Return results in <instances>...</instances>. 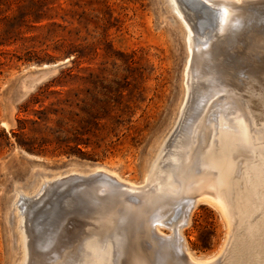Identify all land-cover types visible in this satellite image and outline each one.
Wrapping results in <instances>:
<instances>
[{
    "label": "rangeland",
    "instance_id": "obj_1",
    "mask_svg": "<svg viewBox=\"0 0 264 264\" xmlns=\"http://www.w3.org/2000/svg\"><path fill=\"white\" fill-rule=\"evenodd\" d=\"M189 47L168 0H0V264H19V209L28 205L33 221L57 196L60 203L71 193L56 188V183L101 181L92 174H70L53 181L52 191L35 194L46 177L104 167L127 180L142 181L178 126ZM216 52H205L212 74L219 69ZM65 58L66 62L46 71L25 70L33 63ZM21 143H32L35 150L28 151ZM20 149L42 156L40 165L33 166ZM161 155L168 158L171 152ZM165 159L162 168H167ZM102 187L104 191L106 186ZM197 192L192 190L194 195ZM194 195L186 196L187 200L192 202ZM186 198L159 215L161 234L172 236L171 240L178 236L176 244L185 242L195 256H212L226 238L225 218L212 204L199 201L191 207ZM169 225H175L176 232ZM141 232L147 233L146 244L155 236ZM135 244L125 247L124 264H134L136 259L138 263L135 256L140 254L131 252V246L138 247ZM242 245L237 236L230 253L233 262L244 257ZM145 256H140L146 260L143 263L153 264V256ZM182 259L187 264V258Z\"/></svg>",
    "mask_w": 264,
    "mask_h": 264
},
{
    "label": "bare ground",
    "instance_id": "obj_2",
    "mask_svg": "<svg viewBox=\"0 0 264 264\" xmlns=\"http://www.w3.org/2000/svg\"><path fill=\"white\" fill-rule=\"evenodd\" d=\"M168 1L190 44L182 74L185 84L178 126L169 145L163 144L140 182L104 167L46 177L35 194L52 191L53 181L70 174H92L101 181L55 182L56 188L71 193L60 203L57 196L51 206L32 216H36L33 221L28 205L19 209L18 198L19 264H31L32 259L33 264H124V249L135 242L139 248L131 246V252L153 256V264H184L182 257L187 258V264H264V0ZM206 50L208 54L218 52V73L212 74L207 65ZM165 151L171 152L168 158L161 155ZM163 159L167 168L161 166ZM97 184L106 189L101 191L104 185ZM192 195L191 202L186 196L190 199ZM22 196L32 199V195ZM183 197L191 207L199 201L212 204L225 218L226 238L212 256H195L185 242L176 244L178 236L170 239L172 232L169 239L161 234L159 215L175 202L176 207ZM57 227L65 230L63 235ZM141 231L155 236L146 244L147 233ZM134 232L138 235L133 237ZM237 236L245 255L233 262L231 249ZM129 238L134 241L129 243ZM140 256L135 257L144 261L138 259L136 264L146 261Z\"/></svg>",
    "mask_w": 264,
    "mask_h": 264
},
{
    "label": "water",
    "instance_id": "obj_3",
    "mask_svg": "<svg viewBox=\"0 0 264 264\" xmlns=\"http://www.w3.org/2000/svg\"><path fill=\"white\" fill-rule=\"evenodd\" d=\"M68 58H65L63 60H59V61H53L50 63H43V64H37V63H33L30 64L29 66H27L26 70L30 71V70H48L57 66H60L61 64H63L64 62L67 61ZM20 153H22V155H24L26 158L29 159L31 164H38L41 162L42 160V156L35 154V153H31L25 150H19Z\"/></svg>",
    "mask_w": 264,
    "mask_h": 264
},
{
    "label": "trees",
    "instance_id": "obj_4",
    "mask_svg": "<svg viewBox=\"0 0 264 264\" xmlns=\"http://www.w3.org/2000/svg\"><path fill=\"white\" fill-rule=\"evenodd\" d=\"M18 122H21V121H18ZM20 145L23 146L28 151H34L35 150V146L32 143H21ZM38 151L42 152V150L40 148Z\"/></svg>",
    "mask_w": 264,
    "mask_h": 264
}]
</instances>
